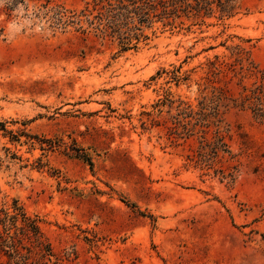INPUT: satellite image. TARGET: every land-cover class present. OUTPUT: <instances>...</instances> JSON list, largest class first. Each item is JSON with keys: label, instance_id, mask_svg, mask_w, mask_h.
I'll use <instances>...</instances> for the list:
<instances>
[{"label": "rangeland", "instance_id": "374dc122", "mask_svg": "<svg viewBox=\"0 0 264 264\" xmlns=\"http://www.w3.org/2000/svg\"><path fill=\"white\" fill-rule=\"evenodd\" d=\"M99 8L0 0V209L50 249L23 240L22 255L264 264V116L242 105L264 94V0L143 26L126 51L95 29Z\"/></svg>", "mask_w": 264, "mask_h": 264}, {"label": "trees", "instance_id": "16d2710c", "mask_svg": "<svg viewBox=\"0 0 264 264\" xmlns=\"http://www.w3.org/2000/svg\"><path fill=\"white\" fill-rule=\"evenodd\" d=\"M95 6H100L99 12L94 16L97 22L95 29L104 37L117 39L122 51L128 50L132 40L140 38L146 40L142 27H149L154 22L173 27L174 21L182 17L186 19H199L211 13H218L219 19L232 17L237 10V0H94ZM93 23H90L92 25ZM235 53L240 55L242 49L233 47ZM214 62H208L213 71L224 67V62L214 57ZM264 79V71L260 73ZM253 101V113L258 117L264 116V94L262 86H256L244 95L242 105ZM221 140L218 139V142ZM12 214L0 209V250L18 264L29 263V258L21 253L23 240L34 244L42 253L50 255L47 244L41 241L40 229L36 220L28 217L21 208L13 205ZM20 223V227H17ZM14 231L12 234L11 231ZM43 254L41 257L44 258Z\"/></svg>", "mask_w": 264, "mask_h": 264}]
</instances>
